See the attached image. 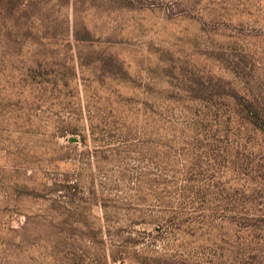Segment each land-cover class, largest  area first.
<instances>
[{
    "label": "rangeland",
    "instance_id": "374dc122",
    "mask_svg": "<svg viewBox=\"0 0 264 264\" xmlns=\"http://www.w3.org/2000/svg\"><path fill=\"white\" fill-rule=\"evenodd\" d=\"M10 1L0 0V264H230L264 250L261 131L232 118L227 137L212 120L196 160L162 167L176 146L164 90L185 88L180 73L222 82L264 114V0H25L8 13ZM193 164L207 222L180 230L168 207Z\"/></svg>",
    "mask_w": 264,
    "mask_h": 264
},
{
    "label": "trees",
    "instance_id": "16d2710c",
    "mask_svg": "<svg viewBox=\"0 0 264 264\" xmlns=\"http://www.w3.org/2000/svg\"><path fill=\"white\" fill-rule=\"evenodd\" d=\"M24 4L25 0H11L8 3V13L15 12V10H18ZM76 37L78 41L83 42L90 41L92 38L88 31L86 33L77 32ZM178 80L185 85V88L177 93L164 90V99L169 105L166 106L163 120L166 125L170 126V132L172 133L173 141L176 146L168 145V143L166 144L167 149L165 158L162 162L163 170H168L167 168L170 166L173 157L174 159L182 160L184 164L189 163L190 158L191 161L198 158L196 155L197 150L209 146V144L205 145V142L209 138L211 132L212 120L217 123L219 128L217 133L224 132L227 137H229L230 134L235 135L234 130L236 127H230L231 123L233 124V122H230L232 118L238 119L236 123H234L237 124L236 126L240 124L248 127L252 131H261L264 134V114L258 109L254 102L243 97L235 89L226 87L222 82L212 84V80L194 71L190 74L184 72L180 73V75H178ZM169 82H172V79H169ZM226 100L233 102L235 106L234 111L230 109L229 113L227 110L223 109V107H227V104H225ZM175 113L179 115L181 119L172 122ZM224 117L228 120L223 121L222 118ZM226 150L228 149L226 148ZM186 153L188 157L183 158ZM235 153L234 155L237 156L239 153L238 150L235 151ZM194 167L195 165L193 164V166L187 170H182L184 177L181 182L183 183L181 186H178L175 191V194L179 197L177 201L179 202L178 206L168 207L170 210L172 209L171 213L174 214V218L179 221L180 230L188 223L190 227L197 228L196 230L198 231L203 229L207 222V198L205 194L201 195V188H197L196 184L192 183L195 176ZM163 181L167 182V179L164 178ZM220 208L223 207L221 206ZM223 211H228L227 207L223 208ZM197 214L201 215L197 217ZM218 219L221 221L223 220L220 215ZM244 219L252 221V223L246 225V228H252L253 230L258 228V225L253 223L254 219ZM256 250L257 249H252L251 252ZM258 252V255L251 254L247 258H236L232 260L230 264H264V250H258ZM241 254H245V252L241 251ZM198 257L197 264H205L206 257Z\"/></svg>",
    "mask_w": 264,
    "mask_h": 264
}]
</instances>
